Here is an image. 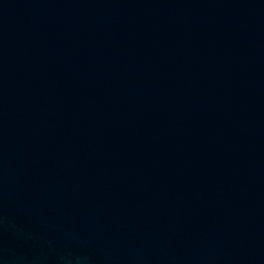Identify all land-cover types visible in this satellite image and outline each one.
I'll list each match as a JSON object with an SVG mask.
<instances>
[{"label":"water","instance_id":"1","mask_svg":"<svg viewBox=\"0 0 264 264\" xmlns=\"http://www.w3.org/2000/svg\"><path fill=\"white\" fill-rule=\"evenodd\" d=\"M0 264H264V0H0Z\"/></svg>","mask_w":264,"mask_h":264}]
</instances>
